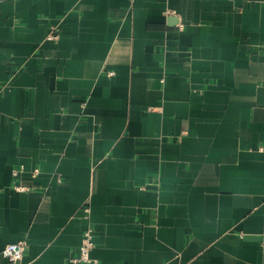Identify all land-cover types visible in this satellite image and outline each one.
<instances>
[{
	"label": "crops",
	"instance_id": "crops-1",
	"mask_svg": "<svg viewBox=\"0 0 264 264\" xmlns=\"http://www.w3.org/2000/svg\"><path fill=\"white\" fill-rule=\"evenodd\" d=\"M88 224L99 264H264V0H0V264H91Z\"/></svg>",
	"mask_w": 264,
	"mask_h": 264
},
{
	"label": "built area",
	"instance_id": "built-area-1",
	"mask_svg": "<svg viewBox=\"0 0 264 264\" xmlns=\"http://www.w3.org/2000/svg\"><path fill=\"white\" fill-rule=\"evenodd\" d=\"M166 12L168 14L175 13V10L167 9ZM181 26V25H180ZM182 27V26H181ZM50 38H57L58 31L56 26L52 27L50 32ZM113 73V72H111ZM86 216H89V207L85 206ZM95 229L91 224H88L87 228L83 233L82 243L79 246V253L77 256H74L72 260L76 262H88L91 264H99L98 260L91 255V251L95 246ZM26 248V241L19 240L15 242H9L6 244L5 248L3 249V253L6 257H8L12 262L17 263L23 258L24 251Z\"/></svg>",
	"mask_w": 264,
	"mask_h": 264
}]
</instances>
